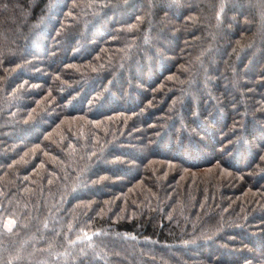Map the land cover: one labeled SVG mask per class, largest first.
Listing matches in <instances>:
<instances>
[{"label": "trees", "instance_id": "1", "mask_svg": "<svg viewBox=\"0 0 264 264\" xmlns=\"http://www.w3.org/2000/svg\"><path fill=\"white\" fill-rule=\"evenodd\" d=\"M261 126L264 0H0V264H264Z\"/></svg>", "mask_w": 264, "mask_h": 264}, {"label": "snow or ice", "instance_id": "2", "mask_svg": "<svg viewBox=\"0 0 264 264\" xmlns=\"http://www.w3.org/2000/svg\"><path fill=\"white\" fill-rule=\"evenodd\" d=\"M70 15H71V13H69ZM260 131L261 132H264V126H261L260 127ZM236 133H235V129L233 130V135H235ZM262 159H264V157H262ZM9 225H12V224H14V221H12L11 219L9 220ZM88 239H92L91 237H88Z\"/></svg>", "mask_w": 264, "mask_h": 264}, {"label": "crops", "instance_id": "3", "mask_svg": "<svg viewBox=\"0 0 264 264\" xmlns=\"http://www.w3.org/2000/svg\"><path fill=\"white\" fill-rule=\"evenodd\" d=\"M9 220H10V219H8V220L6 221V227H7V228H12L13 224H12V225H9V223H8ZM12 221H13V220H12Z\"/></svg>", "mask_w": 264, "mask_h": 264}]
</instances>
